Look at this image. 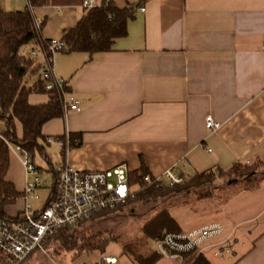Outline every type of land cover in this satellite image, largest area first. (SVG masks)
Instances as JSON below:
<instances>
[{"label":"crops","instance_id":"1","mask_svg":"<svg viewBox=\"0 0 264 264\" xmlns=\"http://www.w3.org/2000/svg\"><path fill=\"white\" fill-rule=\"evenodd\" d=\"M111 1L120 9L139 4L127 21L125 37L92 58L64 51L54 55L53 73L81 109L63 111L42 126L41 134L46 139L68 136L80 144L67 153L46 144L48 162L40 158L50 170L67 165L78 171H105L123 164L132 173L143 164L151 177L173 169L187 179L215 168L263 161L264 0ZM81 2L47 0L32 9L34 20L43 22L42 39L61 40L66 30L75 28L84 14ZM0 7L23 11L28 3L0 0ZM49 98L32 93L28 102L43 105ZM206 117L220 128L207 131ZM15 127L21 138L17 121ZM54 154L55 165L50 158ZM6 180L23 193V169L12 154ZM18 204L7 213H19L23 199ZM167 209L182 232L219 224L224 237L236 238L232 257H215L212 251L201 256L209 264H264V173L257 187L228 185L219 198L199 202L195 211ZM122 256L112 257L118 264H136L124 251ZM80 258L72 254L74 264ZM154 264L175 263L160 258Z\"/></svg>","mask_w":264,"mask_h":264},{"label":"trees","instance_id":"2","mask_svg":"<svg viewBox=\"0 0 264 264\" xmlns=\"http://www.w3.org/2000/svg\"><path fill=\"white\" fill-rule=\"evenodd\" d=\"M46 1L27 0L28 8L23 11L7 12L0 7V132L5 139L29 151L32 157H35L37 153L48 162L45 155L47 139L42 136L41 128L48 121L62 116L61 94L53 90L49 101L43 105L32 106L28 102V97L32 93H45L40 74L41 61L32 59L30 52L45 49L49 42L43 40L40 35L43 22L39 23L36 28V21L31 12L32 9L44 5ZM96 2V7L83 9L84 14L78 20L75 28L63 33L61 41L64 48L62 51L85 53L89 58H92L96 54L109 52L115 39L127 35V21L134 17L139 4L120 9L111 0H96ZM63 90L68 91L66 84ZM15 121L21 125V138L16 136ZM79 144L80 140L78 143L71 141L70 146ZM260 163L264 165V160L251 163V166H258ZM9 165L10 152L5 143L0 140V219L14 220L19 217L21 211L11 216L7 213V209L22 199V194L16 190L13 183L6 180ZM247 165L237 163L228 170L215 168L209 172L195 174L185 179L183 183L169 187L164 184H145L144 178L151 177V175L142 164L139 170L129 174V184L135 188L134 199L124 207L130 203L147 205L174 191L182 192L192 187L201 186L205 181H209L210 173L213 171L226 173L235 169V174L240 175L239 167L247 169L245 167ZM51 175L53 187L56 173L51 171ZM246 181V189L258 186L256 181H251L249 178ZM124 207H120L116 211ZM113 212L115 211L99 214ZM85 222L86 220L73 226L64 227L50 239L48 244L57 243L63 252L73 254L76 259L79 257V253L102 252L112 240H100L95 235L89 236L86 234L88 229L83 228ZM181 232L179 224L167 208L158 210L140 227V233L146 240L161 237L166 233ZM123 250L136 264H154L160 259L149 250L146 254L137 253L132 251L128 245H124ZM191 263L209 264L202 257L194 259Z\"/></svg>","mask_w":264,"mask_h":264},{"label":"built area","instance_id":"3","mask_svg":"<svg viewBox=\"0 0 264 264\" xmlns=\"http://www.w3.org/2000/svg\"><path fill=\"white\" fill-rule=\"evenodd\" d=\"M97 6L96 0H82L83 9ZM140 12L144 8L139 7ZM39 22H36L38 28ZM64 48L61 40H50L45 49L32 50V59H40V74L44 91L49 96L53 90L61 94L64 112H79L81 103L63 89L65 82L53 73L54 55ZM264 51V44L262 46ZM220 124L206 117L205 128L214 132ZM0 140L14 155L24 173L23 208L17 219H0V264H22L32 254L44 252L50 239L64 227L73 226L101 212L116 211L134 199L135 188L129 182V170L118 165L105 171H78L67 165L57 168L53 187L45 206L34 210L30 204L41 186L38 167L29 151L5 139L0 132ZM47 145L67 153L71 147L68 136L63 139L48 138ZM185 177L167 169L161 176L144 178L145 184H164L169 187L179 185ZM154 253L161 259L175 264H190L194 259L212 251L215 257H232L237 244L236 238L224 237V229L212 224L191 232L166 233L151 240ZM100 264H118L117 258L104 256Z\"/></svg>","mask_w":264,"mask_h":264},{"label":"rangeland","instance_id":"4","mask_svg":"<svg viewBox=\"0 0 264 264\" xmlns=\"http://www.w3.org/2000/svg\"><path fill=\"white\" fill-rule=\"evenodd\" d=\"M53 165L57 162L58 156L56 154L51 155ZM52 162V161H51ZM35 165L42 167L43 171L39 174L41 180V187L36 191V198L30 202L34 210H39L44 207L50 190L52 187V177L50 167L41 160L39 154H35ZM247 167H239L241 173L235 174V169L230 172L220 173L213 171L210 173L209 181L198 187H192L185 191H174L164 198L158 199L156 202H151L147 205L141 203H130L126 207L119 209L113 213H105L94 215L86 220L83 228L88 229L86 234L89 236L95 235L97 239H109L112 240L105 247V249L95 252L79 253L80 261L88 262V264L99 263L104 256H115L121 258L124 245L130 246V249L137 253L146 254L147 251L153 250L151 240L143 239L140 233V227L149 219L154 213L161 208H182L183 210H193L198 206L199 202L209 200L213 201L219 198L223 190L228 185L236 186L237 188L246 189L247 181L249 178L251 181L258 183L260 177L264 173V165L261 163L256 165L248 164ZM241 176V177H240ZM20 204L18 202L8 209V212H14ZM124 253H126L124 251ZM82 259V260H81ZM75 261V260H74ZM72 260V254L63 252L57 243L48 244L44 252H38V255L31 258L25 264H74Z\"/></svg>","mask_w":264,"mask_h":264}]
</instances>
